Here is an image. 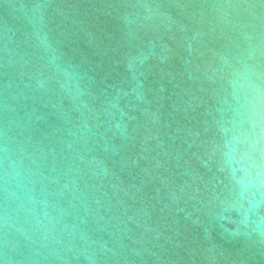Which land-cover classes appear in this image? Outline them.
Listing matches in <instances>:
<instances>
[{"label":"water","instance_id":"obj_1","mask_svg":"<svg viewBox=\"0 0 264 264\" xmlns=\"http://www.w3.org/2000/svg\"><path fill=\"white\" fill-rule=\"evenodd\" d=\"M0 264H264V0H0Z\"/></svg>","mask_w":264,"mask_h":264}]
</instances>
